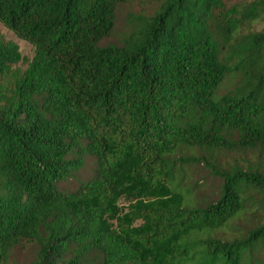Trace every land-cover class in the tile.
Listing matches in <instances>:
<instances>
[{"label": "trees", "instance_id": "16d2710c", "mask_svg": "<svg viewBox=\"0 0 264 264\" xmlns=\"http://www.w3.org/2000/svg\"><path fill=\"white\" fill-rule=\"evenodd\" d=\"M129 1L0 0L35 48L0 31V264H264V170L218 159L264 149V0H153L113 40Z\"/></svg>", "mask_w": 264, "mask_h": 264}, {"label": "rangeland", "instance_id": "374dc122", "mask_svg": "<svg viewBox=\"0 0 264 264\" xmlns=\"http://www.w3.org/2000/svg\"><path fill=\"white\" fill-rule=\"evenodd\" d=\"M153 0H130L126 4L120 6L118 11V20L116 27L111 36L113 40H119L124 37L127 33L130 25V20L133 14L142 13L150 10L149 6ZM248 0H227L228 6H232L235 3L240 6L245 5ZM264 26V20L259 18L251 22H247L242 25L240 33L242 35H247L252 31L261 30ZM0 31L5 40H11L18 44L19 50L24 58L31 60L35 54V48L33 44L29 41L19 38L12 30L7 28L3 23L0 22ZM13 67L20 69H25L27 67L26 60H22L15 64ZM233 80L226 81L223 85L228 88V84H232ZM215 96H218L216 94ZM218 159L223 166L230 165L235 162L241 164H253L259 165L264 170V149H249V150H237L221 152L218 155ZM192 185L196 186L195 195L198 197V203L200 205H205L216 200L220 193V181L218 178H214L212 175V170L204 163L194 167L192 169ZM201 180V183L199 182ZM124 203V201H122ZM248 218H241L235 220L232 224V228L227 232H232L234 230L241 229L243 226H247L251 221ZM33 246L31 243H24L14 249L11 259L7 263L3 264H26L32 258Z\"/></svg>", "mask_w": 264, "mask_h": 264}]
</instances>
